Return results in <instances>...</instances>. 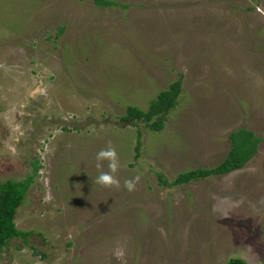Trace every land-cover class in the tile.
<instances>
[{"label":"rangeland","instance_id":"374dc122","mask_svg":"<svg viewBox=\"0 0 264 264\" xmlns=\"http://www.w3.org/2000/svg\"><path fill=\"white\" fill-rule=\"evenodd\" d=\"M108 1L0 0V183L39 166L0 264H264V0ZM179 79L162 131L122 121ZM240 129L243 169L171 185ZM109 143L119 188L95 183Z\"/></svg>","mask_w":264,"mask_h":264},{"label":"trees","instance_id":"16d2710c","mask_svg":"<svg viewBox=\"0 0 264 264\" xmlns=\"http://www.w3.org/2000/svg\"><path fill=\"white\" fill-rule=\"evenodd\" d=\"M95 4L101 7L114 6L115 3L108 0H94ZM182 92V80L172 83L166 91L161 92L157 98L151 102L147 112L135 107H129L123 122H133L134 127H139V123H144L153 132H160L164 129L169 114L178 105V100ZM66 130V128H64ZM137 144V154L141 148V139ZM232 149L225 160L213 169H197L190 172L181 173L171 184L179 186L193 181L202 180L211 176L226 175L231 172L243 169L246 164L257 154L261 140L250 131L240 129L230 137ZM138 157V155H137ZM39 166L36 164L34 173L22 180H8L0 183V260L4 249L13 239L26 241L32 233L20 231L15 224V217L19 207L24 203L33 179L35 178ZM160 180L162 176L159 175ZM163 184L168 185L166 180ZM226 264H248L241 259H232Z\"/></svg>","mask_w":264,"mask_h":264},{"label":"clouds","instance_id":"9594fccd","mask_svg":"<svg viewBox=\"0 0 264 264\" xmlns=\"http://www.w3.org/2000/svg\"><path fill=\"white\" fill-rule=\"evenodd\" d=\"M107 162L108 171H99V174L95 178V183L102 185L104 187H120V181L116 177V173L121 167L120 161L118 159V155L116 152V149L111 146L109 143V146L107 148L101 149L96 154V168L98 170L102 169L103 162ZM140 177L137 175L133 177L132 179H127L124 181V187L127 189V191L132 192L135 190L136 184L139 182ZM113 255L118 259L122 261L123 264V258L125 256V249L123 247H116L113 250Z\"/></svg>","mask_w":264,"mask_h":264}]
</instances>
